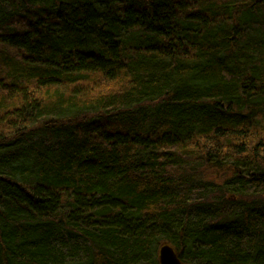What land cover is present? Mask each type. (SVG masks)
<instances>
[{"label":"trees","instance_id":"16d2710c","mask_svg":"<svg viewBox=\"0 0 264 264\" xmlns=\"http://www.w3.org/2000/svg\"><path fill=\"white\" fill-rule=\"evenodd\" d=\"M264 264V0H0V264Z\"/></svg>","mask_w":264,"mask_h":264},{"label":"water","instance_id":"95a60500","mask_svg":"<svg viewBox=\"0 0 264 264\" xmlns=\"http://www.w3.org/2000/svg\"><path fill=\"white\" fill-rule=\"evenodd\" d=\"M159 264H183L173 248L164 244L158 251Z\"/></svg>","mask_w":264,"mask_h":264},{"label":"bare ground","instance_id":"6f19581e","mask_svg":"<svg viewBox=\"0 0 264 264\" xmlns=\"http://www.w3.org/2000/svg\"><path fill=\"white\" fill-rule=\"evenodd\" d=\"M174 250V249H173ZM158 263H159V259H158Z\"/></svg>","mask_w":264,"mask_h":264}]
</instances>
